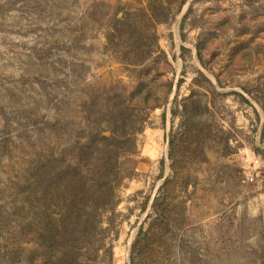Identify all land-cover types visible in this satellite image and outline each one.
I'll return each mask as SVG.
<instances>
[{
  "label": "rangeland",
  "instance_id": "1",
  "mask_svg": "<svg viewBox=\"0 0 264 264\" xmlns=\"http://www.w3.org/2000/svg\"><path fill=\"white\" fill-rule=\"evenodd\" d=\"M177 1L0 0V264L39 263L38 161L89 172L114 95L141 130L77 264H264V0Z\"/></svg>",
  "mask_w": 264,
  "mask_h": 264
},
{
  "label": "trees",
  "instance_id": "2",
  "mask_svg": "<svg viewBox=\"0 0 264 264\" xmlns=\"http://www.w3.org/2000/svg\"><path fill=\"white\" fill-rule=\"evenodd\" d=\"M153 8L163 12L165 5L160 2ZM118 99L119 95L111 97L99 115L93 110V99L85 115L88 131H82L80 138L86 134L89 141L80 139L76 144L82 160L91 165L89 172H83L82 164H71L64 157L58 160L50 155L45 161H38L32 181L35 195L29 197L38 224L35 253L42 256L38 264H77L72 251L91 240L102 213L115 207L117 189L125 178L120 158L134 153V133L141 130L129 127L133 114L125 113ZM61 124L54 122L48 126L57 130ZM56 255L60 257L54 261Z\"/></svg>",
  "mask_w": 264,
  "mask_h": 264
},
{
  "label": "bare ground",
  "instance_id": "3",
  "mask_svg": "<svg viewBox=\"0 0 264 264\" xmlns=\"http://www.w3.org/2000/svg\"><path fill=\"white\" fill-rule=\"evenodd\" d=\"M151 135V134H150ZM155 137V136H154ZM154 140V139H153Z\"/></svg>",
  "mask_w": 264,
  "mask_h": 264
}]
</instances>
